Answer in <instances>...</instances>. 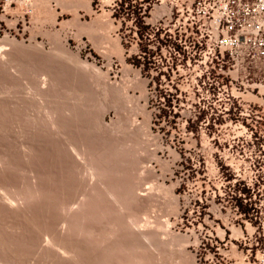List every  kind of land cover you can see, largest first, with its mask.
<instances>
[{
  "label": "rangeland",
  "instance_id": "rangeland-1",
  "mask_svg": "<svg viewBox=\"0 0 264 264\" xmlns=\"http://www.w3.org/2000/svg\"><path fill=\"white\" fill-rule=\"evenodd\" d=\"M111 1L0 0V264L194 262L209 148L150 126Z\"/></svg>",
  "mask_w": 264,
  "mask_h": 264
},
{
  "label": "built area",
  "instance_id": "built-area-1",
  "mask_svg": "<svg viewBox=\"0 0 264 264\" xmlns=\"http://www.w3.org/2000/svg\"><path fill=\"white\" fill-rule=\"evenodd\" d=\"M111 11L150 126L191 128L209 148L193 264H264V0H112Z\"/></svg>",
  "mask_w": 264,
  "mask_h": 264
},
{
  "label": "bare ground",
  "instance_id": "bare-ground-1",
  "mask_svg": "<svg viewBox=\"0 0 264 264\" xmlns=\"http://www.w3.org/2000/svg\"><path fill=\"white\" fill-rule=\"evenodd\" d=\"M118 46H119V44H118ZM118 48H119V47H118ZM143 85H144V84L142 83V90H144V88H143L144 86H143ZM43 93H44V92H43ZM44 94H45V93H44ZM163 188H164V187H163ZM133 192H136V191H133ZM136 193H137V192H136ZM136 193H135V194H136ZM135 194H134V195H135ZM136 195H137V194H136ZM140 195H141V194H140ZM142 196H143V195H142ZM145 196H146V195H145ZM147 196H148V194H147ZM136 197H137V196H136ZM138 198H139V197H138ZM141 198L143 199V197H141ZM136 199H137V198H136ZM145 199H146V198H145ZM86 202H87V201H86ZM85 205H86V204H85ZM76 206H77V205H76ZM76 206H75V207H76ZM68 208H69V207H68ZM72 208H73V207H72ZM95 212H96V211H95ZM67 213H68V212H67ZM135 225H136V224H135ZM75 229H76V228H75ZM141 231H145V230H141ZM143 233H144V234H143ZM151 233H152V232H151ZM154 233H155V232H154ZM142 234H143V235H147V237H148V235L150 236V234H147V233L145 234V232H142ZM143 235H141V236H143ZM143 237H144V239H147V238H145V236H143ZM149 238H151V237H149ZM149 238H148V239H149ZM148 239H147V240H148ZM153 239H154V238H153ZM150 241H151V240H150ZM149 244H150V243H149ZM152 246H153V245H152ZM156 246H157V244H156Z\"/></svg>",
  "mask_w": 264,
  "mask_h": 264
}]
</instances>
